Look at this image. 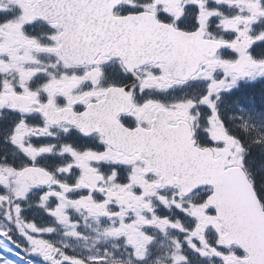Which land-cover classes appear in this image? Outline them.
Masks as SVG:
<instances>
[{
    "label": "snow or ice",
    "instance_id": "obj_1",
    "mask_svg": "<svg viewBox=\"0 0 264 264\" xmlns=\"http://www.w3.org/2000/svg\"><path fill=\"white\" fill-rule=\"evenodd\" d=\"M0 264H264V0H0Z\"/></svg>",
    "mask_w": 264,
    "mask_h": 264
}]
</instances>
